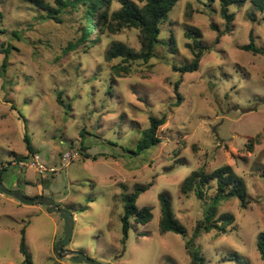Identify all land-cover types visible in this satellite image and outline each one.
Masks as SVG:
<instances>
[{
  "label": "rangeland",
  "instance_id": "1",
  "mask_svg": "<svg viewBox=\"0 0 264 264\" xmlns=\"http://www.w3.org/2000/svg\"><path fill=\"white\" fill-rule=\"evenodd\" d=\"M68 1L73 0H0L3 183L29 197L44 190L70 210L75 224L64 249L102 264H195L181 235L160 231V192L171 197L205 264H264L257 248V236L264 231V15L248 2L233 4L235 18L226 32L217 1L182 0L161 25L156 56L129 64L107 59L106 52L114 42L139 51V31L99 33L97 28L91 37L96 42H83L84 6ZM121 7V1L113 0L110 13ZM191 29L199 31L207 49L199 69L182 74L173 66L194 58L187 46ZM252 38L262 52L243 49ZM118 64L128 68L117 73ZM151 115H167L159 129L162 142L134 155V142L149 127ZM25 134L53 171L14 165L31 154ZM82 140L91 146L87 153L109 157L83 156ZM72 149L78 156L64 164L62 155ZM226 164L244 179L247 206L241 207L238 198L225 201L219 211L235 216L229 231L196 234L205 200L183 193V181L194 170L211 173ZM137 184H151L137 205L150 207L153 219L147 224L132 219L123 242L121 195ZM213 190L205 188V196ZM46 207L0 193V264H23V227L33 264H87L56 255L65 225Z\"/></svg>",
  "mask_w": 264,
  "mask_h": 264
},
{
  "label": "trees",
  "instance_id": "2",
  "mask_svg": "<svg viewBox=\"0 0 264 264\" xmlns=\"http://www.w3.org/2000/svg\"><path fill=\"white\" fill-rule=\"evenodd\" d=\"M112 1L113 0H73L67 2L72 3L73 6H84L86 23L83 26L80 40L83 42L89 41L92 44L95 43L96 39H92L91 37L98 33L97 28L99 33L105 32L108 29L117 32L123 28H135L140 34V50L136 51L123 42H114L107 50L106 58L109 60L121 58L123 62L129 64L137 61L148 62L156 56L157 45L161 43V25L167 21L173 8L182 0H138L141 4L132 0H119L122 3V7L110 13ZM209 1H217L219 3L221 15L226 20V32L231 31V24L235 18V13L230 12V6L233 4L242 6L248 2L264 15V0ZM52 11L53 9H50V12ZM54 11L57 12L58 10ZM113 23H117V29L112 27L114 25ZM200 35L199 31L195 29L189 31L188 36L192 42L188 43L187 46L190 48L194 58L191 62L182 66L174 65L173 69L175 71L184 74L195 72L199 69L200 61L207 49L206 46L202 44L199 38ZM243 49L253 51L254 53L262 52V50L256 46L253 38L249 44L243 46ZM5 63L6 59L4 65ZM121 68L127 69L128 67L119 64L114 66V70L117 73H119ZM179 85L180 82L175 83L177 92ZM181 99L179 95L176 105H180ZM57 100L60 104H63V100L60 96H58ZM149 121V127L144 129L140 133L141 136L138 140L134 142V147L132 149L134 155H141L148 152L162 142L159 129L166 123L167 115L161 117L151 115ZM84 129L81 130V135L86 133ZM24 139L27 142V148L31 154L21 157L19 160H29L31 155L35 153L30 147L28 135L25 134ZM81 144L83 146H81L79 151L81 150L80 152L87 158L97 160L101 155L109 157V155L103 152L89 154L87 150L90 149L91 146H86L83 140ZM6 170L7 166L2 165V168H0V181H3ZM262 175L264 176V172ZM150 187L151 184H137L132 192H125L121 195L124 208L123 215L121 216L123 242H125L129 236V231L132 227V219L137 224H147L153 219V213L150 207H139L137 205V200L140 195ZM205 188H213V194H208L206 197L204 192ZM181 190L185 194L194 192L199 199L205 200L204 218L199 222L196 234L211 231H215L218 234L227 233L235 222V216L231 213L220 212L219 207L222 203L232 198H238L243 208H246L248 203L247 187L244 179L236 174L233 167L228 164L216 168L211 173H207L203 168L192 171L184 179ZM158 198L161 207L160 231L162 233L171 231L181 235L185 240V247L193 262L195 264H205L204 256H202L200 249L195 246L193 241L188 239L187 228L177 218L171 197L166 192H160ZM59 206L61 205L59 204ZM46 208L48 209V207ZM20 232L19 251L24 256L23 264H33V257L27 245L26 228L23 227ZM257 248L261 259L264 260V231L260 232L257 236Z\"/></svg>",
  "mask_w": 264,
  "mask_h": 264
},
{
  "label": "water",
  "instance_id": "3",
  "mask_svg": "<svg viewBox=\"0 0 264 264\" xmlns=\"http://www.w3.org/2000/svg\"><path fill=\"white\" fill-rule=\"evenodd\" d=\"M0 193L12 196L23 204H44L48 207L51 212L57 213L63 219L65 225V235L63 239L59 240L55 244V253L59 258L69 257L76 263L102 264L92 258H89L81 252L64 249V246L70 244L71 242L75 224V217L70 210L59 206V204L53 198L43 194H39L34 197H29L19 189L8 188L3 183V181H0Z\"/></svg>",
  "mask_w": 264,
  "mask_h": 264
},
{
  "label": "built area",
  "instance_id": "4",
  "mask_svg": "<svg viewBox=\"0 0 264 264\" xmlns=\"http://www.w3.org/2000/svg\"><path fill=\"white\" fill-rule=\"evenodd\" d=\"M78 156V151L69 150L62 155V161L65 164L67 161L70 162ZM67 164V163H66ZM14 165H19L21 169L23 168H34L38 172L43 173L46 171H53L52 168H49L42 160V157L39 153L35 152L31 155L29 160H18L14 162Z\"/></svg>",
  "mask_w": 264,
  "mask_h": 264
},
{
  "label": "crops",
  "instance_id": "5",
  "mask_svg": "<svg viewBox=\"0 0 264 264\" xmlns=\"http://www.w3.org/2000/svg\"><path fill=\"white\" fill-rule=\"evenodd\" d=\"M43 192H44V190H40V192H38V194H45Z\"/></svg>",
  "mask_w": 264,
  "mask_h": 264
}]
</instances>
